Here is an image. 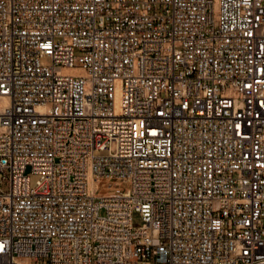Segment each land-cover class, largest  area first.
Returning a JSON list of instances; mask_svg holds the SVG:
<instances>
[{"label":"built area","instance_id":"1","mask_svg":"<svg viewBox=\"0 0 264 264\" xmlns=\"http://www.w3.org/2000/svg\"><path fill=\"white\" fill-rule=\"evenodd\" d=\"M6 173L0 264H264V0H0Z\"/></svg>","mask_w":264,"mask_h":264},{"label":"rangeland","instance_id":"2","mask_svg":"<svg viewBox=\"0 0 264 264\" xmlns=\"http://www.w3.org/2000/svg\"><path fill=\"white\" fill-rule=\"evenodd\" d=\"M4 175L7 176V173L6 174H0V182H1L0 188L6 189V179H4ZM102 186L104 188L101 190L100 194L108 193L109 189L107 187L109 186V184H102ZM104 214H105V212L101 211V215L103 216ZM134 225L136 227L143 225V221H142L141 216L139 215V213H135L134 214Z\"/></svg>","mask_w":264,"mask_h":264},{"label":"bare ground","instance_id":"3","mask_svg":"<svg viewBox=\"0 0 264 264\" xmlns=\"http://www.w3.org/2000/svg\"><path fill=\"white\" fill-rule=\"evenodd\" d=\"M71 71L74 72V73L80 72L79 70H71Z\"/></svg>","mask_w":264,"mask_h":264}]
</instances>
